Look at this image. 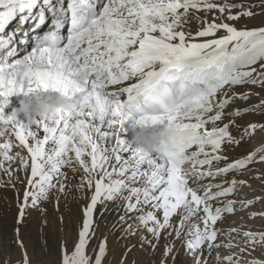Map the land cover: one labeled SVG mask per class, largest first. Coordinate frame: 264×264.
Returning a JSON list of instances; mask_svg holds the SVG:
<instances>
[{"label": "snow or ice", "instance_id": "6c2138e0", "mask_svg": "<svg viewBox=\"0 0 264 264\" xmlns=\"http://www.w3.org/2000/svg\"><path fill=\"white\" fill-rule=\"evenodd\" d=\"M253 7L264 9V0L248 7L227 0H0V137L5 138L0 142V169L3 161L18 158L28 185L17 225L29 201L37 207L53 190L67 195L71 185L62 169L79 168L83 176L75 187L82 195L89 190L90 202L83 209L73 250L69 253L61 244V264H104L107 236L88 251L96 235L94 213L117 199L123 201L120 223L127 225L122 239L146 230L152 239L142 235L140 242L155 250L162 236L174 233L179 239L195 217L198 223L188 230L192 238L185 246L194 256L200 253L197 264H206L205 247L211 254L222 246H236L217 242L221 230L216 225L223 214L235 212L237 202L228 198L237 184L247 183L228 179L229 174L246 170L255 159V153L235 160L225 154L243 142L232 127L243 132L256 128L236 124L249 108L228 110L236 100L247 101L252 95L236 93L235 87L264 88V26H235L264 14ZM212 13L218 15L210 19ZM49 17L51 27L39 34ZM13 21L17 27L9 33ZM29 37L32 49L19 57L13 45H24L27 51ZM41 89L72 95L86 106L69 114L57 110L35 123V129L5 115L10 96ZM261 108L264 101L251 111ZM130 118L173 130L171 141L155 158L121 138ZM13 147H22L28 157L11 154ZM124 153L130 155L125 158ZM145 163L147 170H142ZM256 200L244 201L242 207ZM161 211L162 218L157 215ZM257 215L264 218V213H253L252 218ZM242 236L248 246L264 245V232L246 230ZM172 252L166 244L161 264ZM217 259L239 264L233 255ZM126 261L125 254L121 264ZM23 264H30L26 250Z\"/></svg>", "mask_w": 264, "mask_h": 264}, {"label": "rangeland", "instance_id": "374dc122", "mask_svg": "<svg viewBox=\"0 0 264 264\" xmlns=\"http://www.w3.org/2000/svg\"><path fill=\"white\" fill-rule=\"evenodd\" d=\"M240 4L246 7L259 5H252L253 3L246 2ZM235 10L238 11V9ZM253 10L257 13L264 12V9L260 7H253ZM244 20L247 21L248 19H241L239 23L244 22ZM245 25L247 24L241 23L239 26L236 25V27L241 28ZM241 87L242 90L238 92ZM235 88L236 93H252L247 101L238 99L228 109L229 111L232 109H250L249 112L242 113L241 116L236 119V124L242 127L256 124V122L258 124H256L254 130L248 128L247 132L241 131L240 128L232 127V134L238 137L243 136V142L236 147L235 150L228 151L225 154L230 159L235 160L236 158L245 157L247 154L255 153V159L246 170L235 173L237 175L235 179L238 181H246L247 183L237 184L235 193L230 196V200L237 202L235 212L232 214L226 213L227 215L225 216L226 218L223 219V222L216 225V227L221 230L217 242L222 245L231 242L236 246L232 248L222 246L214 249L211 254H209L208 249L205 247L203 251V260L206 264H226L223 259H217L218 255L222 258L233 255L235 259L239 260V264H249V262L254 259L264 261V245H256L254 248L248 246L242 236L243 231L246 230L264 232V218L259 215L252 218L253 213H264V162L260 160V157L264 155V108L259 109L257 112L251 111V106L259 105L261 101H264V88L252 85L236 86ZM225 120H227V118H225ZM39 134L40 133H38V135ZM16 150L20 152L21 147ZM9 164L5 163L3 168L0 169V221L6 226L4 227L0 222V264H20L18 261L23 256V253L18 249V240L20 242L23 241L22 243L24 244L26 239L28 241L30 240L32 243V254L41 251L52 253L51 256L53 261L50 262L51 257L47 255L46 259L39 260L35 264H59L61 244H64L66 239V232L65 228H63V224L68 210V202H66L64 198L65 195L59 194L53 190L49 199L47 201H42L41 209L36 215H34L33 208L30 204L28 206V212H24L22 223L17 225L18 214L20 208L23 206L21 203L23 195L20 194V191L22 189L26 191L28 186L23 181L25 177L22 175L20 177L13 166H9ZM4 169H7V171ZM11 183H15L16 190L13 191L10 185ZM57 197H59L58 209H56ZM257 197L260 199L256 200ZM249 200H256V202L248 207H242V202ZM26 209L27 207L25 210ZM43 210H46V213H44ZM36 217L38 224H44L47 227V230L44 232L49 233L53 230L52 238L55 243L54 245L50 243L47 250L44 249L41 243V237L31 236L30 229L33 228V220ZM51 224L55 226L52 227ZM185 226L191 228L192 220ZM17 228H19V234H17ZM125 228L124 224H116L106 236L109 240L111 239V245L119 249L122 257L125 254L127 255V262L130 264H161L164 259L166 244L173 247V252L167 257L166 264H197V260L200 259V253L194 256L185 246V240L192 238L190 235L186 237L185 232L179 239L175 237L174 233L171 236H162L161 242L158 243L156 249L150 251L149 244L147 242L141 243L140 240L137 241L136 235L122 239L121 237L124 236ZM233 228L237 229V231L228 235L227 233ZM143 232L148 233L146 230H143ZM113 233L117 236L116 241L115 238H111ZM126 248H131V251L126 252ZM242 248H246V250L241 251ZM173 257H175V259H173Z\"/></svg>", "mask_w": 264, "mask_h": 264}, {"label": "bare ground", "instance_id": "6f19581e", "mask_svg": "<svg viewBox=\"0 0 264 264\" xmlns=\"http://www.w3.org/2000/svg\"><path fill=\"white\" fill-rule=\"evenodd\" d=\"M218 2H223V0H218ZM227 2L228 3H234V4H240V3L246 2V3H253L252 5H254V4H259L260 0H227ZM232 11L236 12L235 9ZM197 14L203 15L202 13H197ZM216 15H218V14L212 13L209 15V18L211 19L212 16H216ZM225 22L231 23L230 21H225ZM12 23L15 24L14 27L16 28L17 22L13 21ZM241 23L247 24L248 28L264 26V14L258 15L253 19H248L247 21L244 20V22H241ZM241 23L238 22L235 24V26L236 25L239 26V24H241ZM45 25H43L39 31H41ZM23 27L25 29H27L29 27V25L26 24ZM196 27H197L196 22L193 21L192 22V31L193 32L196 31ZM29 45H30V43L28 41V44L26 47H28ZM13 46L17 47L18 50L20 49L18 44L13 45ZM23 47H25V46L23 45ZM30 51L31 50H29V52ZM108 90H115V88H114V86L109 87ZM235 90H236V88H235ZM241 90H242V87H241V89H239L238 92H240ZM22 98H23V95H20V94H14L8 98L9 104L4 109V113L6 116H10L11 113L13 112V110L19 107V101ZM124 98H126V96L122 97V99H124ZM19 120L21 122H23V117L21 116V118ZM225 121H227V120H225ZM127 122H129V123L127 124ZM256 124H258V123L256 122ZM134 125H135V119H133V118H130L129 120H127L124 123L123 131H121V133H120L122 139H125L128 142L132 141V139L134 137V131H133ZM32 127H33V129L36 128L35 125H33ZM152 127L153 128H159V127H163V125H155ZM38 133H40V134L38 135ZM37 135L42 138V136H43L42 129L37 130ZM4 139H5L4 137H0V142L4 141ZM12 140H13L14 144H18V142L15 141L14 136H12ZM19 148L20 147H13L11 149V154L15 155L18 152L16 149H19ZM19 153L21 155H23L25 158L28 157L27 151L25 149H23L22 147H21V151ZM123 155L125 158H127L130 154L124 153ZM153 158H155V154H153ZM0 159H2V156H0ZM157 162L159 163L160 161L158 160ZM5 163H7V164L10 163L9 166H13L14 170H16L18 172V175L20 177H21V175L23 177H25L24 172L19 170L20 160L18 158L15 160H12V161H7V160L3 161V166ZM147 167L148 166L145 163L144 165L141 166V169L147 170ZM62 171L67 173L66 184L71 185L70 190L67 191V195H65V197H64L66 202H68V210L66 213V217L64 218V224H63V228H65V232H66V239H65L64 244L66 245V247L70 253L73 250L74 244L77 242L78 231H79L81 224H82V221H83V214H82L83 209L90 202L91 192L86 189L82 195L79 191H77V189L75 187L77 184L80 183L81 177L83 176V171L81 169L77 168V171L73 172L71 168L64 167L62 169ZM233 176L236 177L237 175L235 173H231V174H229L228 179L233 178ZM61 179H63V178H61ZM23 181L27 185L26 177ZM15 183L10 184L13 188V191L16 190ZM54 183H55V181H54ZM24 192H25V190L22 189L20 191V194L23 195ZM228 199H230V197ZM21 203L23 204V199L21 200ZM30 204H31V201H29V205ZM41 206H42V201L38 204L37 207H32L34 215H36L38 213V211L41 209ZM146 210H148V209L146 208ZM43 211H44V213H46V210H43ZM25 212H28V207L25 210ZM101 213H103V214L101 215ZM121 215H124V209H123V201H121L119 199H117L114 202H107L106 206L104 208H101L98 206L96 212L94 213V219H95V222H97L96 223L97 227L95 229L96 235L94 238L91 239L89 249H88V251L90 253H91L92 249L97 246V244L100 242V240H102L106 236V234L109 233L116 226V224H120L119 218ZM157 215L162 218V211L157 213ZM226 215H227L226 213L223 214L222 220L218 221L217 224H220L221 222H223V219L226 218L225 217ZM175 217H177V218H175ZM175 217H173L174 222H178L179 216H175ZM0 222L3 224L2 221H0ZM128 222L132 223L133 221L129 220ZM194 223H198V221L196 220L195 217H193V219H192V224H194ZM3 225H4V227H6L5 224H3ZM51 226L53 227L55 225L51 224ZM124 226L126 227L127 225L124 224ZM189 229H190V227H188V226H185V228H184V232L186 233V237L189 236L188 235ZM46 230H47V227L44 224H42V225L38 224L37 217H36L33 220V228L30 229L31 236L32 237H41L42 238L41 243H42L45 250H47L50 243H53V245L55 243L54 239L52 238V231L53 230H51L49 233L44 232ZM21 235H22V229H21ZM142 235L146 236L148 240L152 239V236L150 233H144L142 230V231H138L136 233V236H137L136 240L137 241L140 240V237ZM111 238H115V241H116L117 236L114 235V233H113ZM161 239L159 240L158 243L161 242ZM18 242H20V241L18 240ZM18 249L20 250V252L23 253V256L18 261L20 264H23L24 252L26 249L28 250L29 255L27 254V256L30 260V264H35L39 260L46 259L47 255H48V257L49 256L51 257L50 262L53 261V258L51 256L52 253H50V252L46 253L44 251H41V252H37V253L32 254V243L30 240L29 241L27 239L25 240V242L23 244V248H21L20 243H19ZM27 250H26V252H27ZM149 250L150 251L153 250L152 247L149 246ZM59 256H60L59 257V264H61V253L59 254ZM121 259H122V256L119 252V249L113 247L111 245V239L110 240L108 239V252H107V256L104 259V264H121ZM126 264H130V263L126 261Z\"/></svg>", "mask_w": 264, "mask_h": 264}, {"label": "clouds", "instance_id": "9594fccd", "mask_svg": "<svg viewBox=\"0 0 264 264\" xmlns=\"http://www.w3.org/2000/svg\"><path fill=\"white\" fill-rule=\"evenodd\" d=\"M85 106L83 101H75L72 95L63 92H46L41 89L23 94V98L19 101V107L13 110L11 116L18 120L22 116L24 125L28 127L38 121L50 118L57 110L69 114ZM133 131L134 137L130 143L149 154L160 152L173 136L171 128H153L151 125H141L137 122H135Z\"/></svg>", "mask_w": 264, "mask_h": 264}]
</instances>
